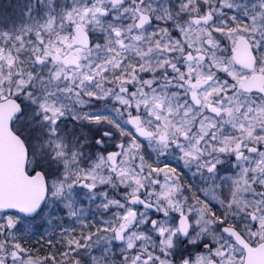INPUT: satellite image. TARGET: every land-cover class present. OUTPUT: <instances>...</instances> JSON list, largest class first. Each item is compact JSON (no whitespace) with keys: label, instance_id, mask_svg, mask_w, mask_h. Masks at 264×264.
<instances>
[{"label":"snow or ice","instance_id":"1","mask_svg":"<svg viewBox=\"0 0 264 264\" xmlns=\"http://www.w3.org/2000/svg\"><path fill=\"white\" fill-rule=\"evenodd\" d=\"M0 264H264V0H0Z\"/></svg>","mask_w":264,"mask_h":264}]
</instances>
